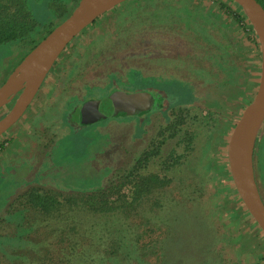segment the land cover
Returning <instances> with one entry per match:
<instances>
[{
	"label": "rangeland",
	"instance_id": "1",
	"mask_svg": "<svg viewBox=\"0 0 264 264\" xmlns=\"http://www.w3.org/2000/svg\"><path fill=\"white\" fill-rule=\"evenodd\" d=\"M78 1L25 0L36 23L50 22L53 27L72 12ZM216 1L192 0L210 12L218 9ZM180 2L182 7L184 0ZM137 3L125 1L78 34L23 114L3 132L1 138L7 140L8 153H2L6 179L0 183V195L8 192V202L0 210V264H18L16 256L23 257L20 264H67L64 258L71 259V264H264V233L239 202L229 177L222 175L230 134L258 86L260 50L252 44L243 47L244 68L232 64L238 70H226L232 79L230 83L223 81L229 78L220 70L225 65L216 66L218 59L209 62L205 58L199 44L203 45L202 41L196 46L195 37L201 34L183 25L187 21L185 12L180 10L184 18L173 12L179 3H166L165 9L155 2L148 8ZM205 27L212 31V27ZM45 30L36 32L34 39ZM28 46L25 42L0 44V85L25 56ZM199 62H208L209 67L203 68ZM249 67L252 73L247 79ZM138 75L143 81L129 83ZM111 86L126 92L144 89L160 93L163 107L140 116H116L76 125L83 103L105 96ZM76 94L83 100L68 104ZM19 95L0 109V121ZM76 101L77 110L67 115L57 113ZM190 104H194L189 119L192 147L177 171L165 172L183 182L163 188L165 211L158 218L152 212L156 202L152 194H135L138 181L121 185V176L167 123L170 112L166 109ZM57 118L67 119L73 126L63 127ZM257 141L254 170L264 202V124ZM202 158H211L219 165L213 177H198L202 174L195 164ZM112 187L116 189L109 193ZM192 188L201 189L199 206L188 199ZM30 190L55 195L62 203L58 206L60 213L57 210L45 216L37 204L27 202L15 204L14 211L7 210L9 202ZM100 192L104 193L103 208H118L117 226L132 228L125 238L119 236L120 249L111 235L116 224L110 216L112 210L93 216L85 209L84 203L91 202L85 196ZM171 194H183L184 198L172 204ZM18 211L23 215H17ZM71 222H76L78 231L60 234ZM101 222L104 232L88 233L90 223L100 226Z\"/></svg>",
	"mask_w": 264,
	"mask_h": 264
},
{
	"label": "trees",
	"instance_id": "2",
	"mask_svg": "<svg viewBox=\"0 0 264 264\" xmlns=\"http://www.w3.org/2000/svg\"><path fill=\"white\" fill-rule=\"evenodd\" d=\"M131 0H129L130 2ZM133 1V0H132ZM264 9V0H256ZM127 2V1H126ZM140 2V5L145 6L144 8H148L151 3L155 2V4L160 5L165 9L166 3L172 2L171 6H177L175 3H179V7L173 12H175L178 16L181 18H184V14L182 12H185V16L187 17L186 23L183 25L189 29L191 32H199L201 34V37H195L197 43L199 41H202L203 45L200 44V48L203 49V53L205 58L210 62L211 58L218 59V62L216 63V66H221V63L225 66L221 67L220 70L223 71V74H226L228 76V80H223L227 82H231V77L229 73H227L228 70L230 72H236L238 69L241 70L243 65V61H240L238 58H235L231 56V52H229L227 49H225L224 42L226 41L225 33L222 32L220 25L217 23V18L219 15L214 13L212 10L205 11L201 6L198 5V3L192 2V0H184L182 7H180V0H138V3ZM217 8L218 10L223 13L227 18L232 19L236 23H238L244 30L249 31L251 33V41L255 44V46L258 49V41L257 37L249 24V21L247 20L244 12L241 10V8L234 3L232 0H217ZM137 3V4H138ZM131 4H134L131 2ZM139 5V4H138ZM235 5V7L233 6ZM132 6V5H130ZM155 7V6H154ZM237 7V8H236ZM115 9V8H113ZM111 9V10H113ZM110 10V11H111ZM182 12H181V11ZM180 12V14H179ZM170 14L172 11L169 12ZM103 16V15H102ZM201 16V17H200ZM195 18V19H194ZM205 18H208V23L202 22V20ZM192 19V21H191ZM97 21L95 20L91 26H94V24ZM205 26L212 27V31L209 33L206 31ZM249 26V27H247ZM42 28H45L46 30L40 38L34 39L33 37L36 32L41 31ZM53 25L50 22H47L46 24H38L33 19L31 13L29 12L25 0H0V44L9 43V42H18V43H29V46L27 47V51L25 55L41 40L43 39L52 29ZM84 31V30H83ZM82 31V32H83ZM42 32V31H41ZM197 32V33H198ZM195 43V42H194ZM69 46V45H68ZM227 48V47H226ZM211 51V54L209 53ZM213 61V60H212ZM211 61V62H212ZM56 63V62H55ZM208 63V62H207ZM205 62H199V65H202L203 68H208L209 65ZM228 64V69H227ZM232 64H235L236 66H231ZM208 65V66H207ZM206 66V67H205ZM231 66V67H230ZM227 70V71H226ZM114 80L110 81V84L113 83ZM91 89V87H89ZM198 101L201 99L197 96ZM81 101V100H80ZM72 102L68 100V104ZM67 103V102H65ZM78 101L74 102L73 106L60 110L57 113L64 115L65 112L66 115L70 114L72 109H76L78 107ZM77 104V105H76ZM194 104H190L186 107L184 106H175L171 108H167L170 114L168 115L167 123L160 127L156 134L149 140L147 146L142 150L140 156L135 160V162L132 164V166L129 168V170L121 176L122 184H134L138 181L136 184L138 187L136 188L135 194H152V198H155L156 202L154 205V208H152V212L155 214L156 217L159 218L161 212H164L165 209L163 208V201H162V190L166 186H174L177 183H182L183 179H178L175 175L172 176L165 172H173L174 170H178L180 166H182L186 159V156L191 147H192V139H193V133L189 128V119L190 117V108L193 107ZM70 109V111L68 110ZM77 110V109H76ZM79 111V110H78ZM208 113V112H207ZM73 122V120H72ZM78 120H75L76 125L78 124ZM57 123L59 125H62L63 127H70L73 126L70 123H68L67 119L63 120L62 118H57ZM74 123V124H75ZM54 132L51 134L53 137ZM258 140V138H257ZM256 140V146L257 141ZM7 140H3L0 142V152H2L5 148V143ZM182 146L181 151H177V148H180ZM255 146V148H256ZM193 165V164H192ZM200 170V174L198 177L202 178H208L213 177V171H218V166L216 163L212 161L210 158H202L198 160L195 164ZM222 167V166H221ZM225 167L222 169V175L228 176L231 182V185H233L231 177L229 175L228 166L227 163L223 165ZM150 168H155V171H151ZM97 172L99 170L95 169ZM15 174L19 177L20 173H17V170L14 171ZM21 176V175H20ZM0 177V180L2 183L6 178ZM197 177V179H199ZM200 180V179H199ZM201 182V180L199 181ZM151 185L150 188L146 189L145 186ZM191 185V182L189 183ZM194 185V182H193ZM194 187H197L196 185ZM2 187H0L1 189ZM116 187H112L110 190H108L109 193L114 191ZM233 191L237 195V192L233 186ZM117 193V192H116ZM8 192H5L3 195H0V210L2 206H4L8 201L6 199ZM188 194V193H187ZM103 192H100L98 194H91L85 196L87 200H91V202H85V209L86 211L91 212V214L94 216L96 214L103 215L105 209H108L109 211L112 210L111 218L112 221H114L115 228L112 226V233L114 237V242L117 244V247L120 249V238H125L124 235H126L127 232H129L132 228H130V225H125V228L118 227V208L117 207H110V208H103L102 207V200H103ZM141 195V196H142ZM172 195V194H171ZM202 192L200 188H192L190 195L188 199L190 198L193 203V205H200V198H201ZM140 197V196H139ZM138 197V198H139ZM172 197V198H171ZM169 200L173 204H178L179 200L181 198H184V195L178 194V196L172 195ZM186 197V198H187ZM238 197V196H237ZM180 198V199H179ZM76 200V199H75ZM239 202L242 204L240 198L238 197ZM32 203L37 204L40 212L44 213L45 216H48L49 214H52L53 212H57V210L61 211V200H59L55 195L51 193H42L39 190H30L28 192H25L24 194H20L16 198H14L11 202H9L7 210L8 211H14L15 204H18V206L24 205L23 203ZM61 203V204H60ZM76 203V202H74ZM175 206V205H174ZM23 208V207H20ZM186 208V206H185ZM187 209V208H186ZM15 213V212H12ZM23 215L21 211L17 212V215ZM56 216V215H55ZM2 218V217H1ZM4 221V219H1ZM116 220V221H115ZM2 222V221H0ZM20 221H17L16 223L21 225L19 223ZM76 222H71L68 225L72 224L71 226H67V228H63L60 232V234H75L76 231H78V227H76ZM102 222L100 223H90L88 227H86L89 234L93 233H100V231H103L100 227ZM131 224V223H129ZM1 236V235H0ZM117 236L118 238H116ZM158 247V245H157ZM18 259V264L21 262H24L23 257L16 256ZM27 257L25 258V260ZM39 258H37L38 260ZM48 259L45 257V260ZM66 260L67 264H71V259L64 258ZM63 262V260H59ZM46 262V261H45ZM56 263V260L53 261Z\"/></svg>",
	"mask_w": 264,
	"mask_h": 264
},
{
	"label": "water",
	"instance_id": "3",
	"mask_svg": "<svg viewBox=\"0 0 264 264\" xmlns=\"http://www.w3.org/2000/svg\"><path fill=\"white\" fill-rule=\"evenodd\" d=\"M127 0H79L72 12L41 39L0 85V109L20 95L0 121V134L15 123L65 48L97 18ZM244 12L259 44L260 77L252 100L243 109L227 144V164L234 188L244 207L264 233V202L255 178L256 140L264 124V9L256 0H232ZM27 88L30 90L27 92ZM21 102L16 113L15 106ZM160 93L126 92L114 88L107 96L89 99L79 110V122L89 125L109 117L143 115L163 107Z\"/></svg>",
	"mask_w": 264,
	"mask_h": 264
},
{
	"label": "crops",
	"instance_id": "4",
	"mask_svg": "<svg viewBox=\"0 0 264 264\" xmlns=\"http://www.w3.org/2000/svg\"><path fill=\"white\" fill-rule=\"evenodd\" d=\"M213 11V10H212ZM218 16L217 23L220 25V28L223 33H225V37L227 38L226 41L224 42L225 46L222 45V47H225L229 52H231V56L238 58L240 61H243L246 59V53L243 50V47L252 44L254 49L257 47L255 46L254 43H252L250 37L252 36L249 31L244 30L238 23L233 21L232 19L227 18L223 13H221L218 9L214 11ZM227 47V48H226ZM259 48V44H258ZM251 49V48H250ZM260 50V48H259ZM249 56V54H248ZM247 56V59H248ZM245 57V58H244ZM250 61V58L248 59ZM251 68L249 67L247 70V79L248 77H251ZM244 81H246V75L243 78ZM243 81V82H244ZM6 131V130H5ZM1 139V137H0ZM3 139V138H2ZM7 144V142H6ZM7 147L4 148L2 152H0V177L5 176V171L3 170V166L1 164L3 163L4 156L2 153L6 154L8 153L6 151Z\"/></svg>",
	"mask_w": 264,
	"mask_h": 264
},
{
	"label": "flooded vegetation",
	"instance_id": "5",
	"mask_svg": "<svg viewBox=\"0 0 264 264\" xmlns=\"http://www.w3.org/2000/svg\"><path fill=\"white\" fill-rule=\"evenodd\" d=\"M19 62H20V61H19ZM137 72H138V71H137ZM132 73H133V70H132ZM139 78H140V75L136 76V78H133V80L129 81V83L134 82L135 80H136V81H139V80L143 81V79H139ZM125 83H127V81H126ZM114 85H115V84H114ZM112 87H113V86H111L110 88H112ZM113 89H114V88H112L111 90H113ZM116 89H118V88H116ZM108 90H109V89H108ZM111 90H110V91H111ZM139 90H144V89H136L135 91H139ZM110 91H109V92H110ZM148 91H151V90H148ZM109 92H108V93H109ZM131 92H133V91H131ZM152 92H153V91H152ZM155 93H156V92H155ZM107 95H108V94H106L105 96H107ZM77 96H78V95L76 94V96H75L74 98H73V97H70V100H69V101H73L74 99H75V100H76V99H79V101H80V100H83L82 98H78ZM105 96H102V97H105ZM102 97H101V98H102ZM98 99H100V98H98ZM88 100H89V99H88ZM4 106H5V105H4ZM78 113H79V111H78ZM2 134H3V133H2ZM2 134H0V137L2 136ZM4 140H5V139H4ZM2 141H3V139L1 138V139H0V142H2ZM5 144H6V143H5Z\"/></svg>",
	"mask_w": 264,
	"mask_h": 264
},
{
	"label": "bare ground",
	"instance_id": "6",
	"mask_svg": "<svg viewBox=\"0 0 264 264\" xmlns=\"http://www.w3.org/2000/svg\"><path fill=\"white\" fill-rule=\"evenodd\" d=\"M30 90V88H27V92ZM21 106V102L18 103L16 106H15V109H14V112L13 113H16L19 109V107Z\"/></svg>",
	"mask_w": 264,
	"mask_h": 264
}]
</instances>
